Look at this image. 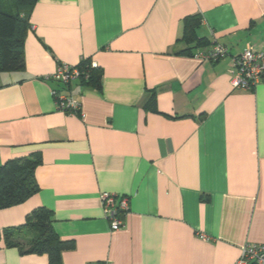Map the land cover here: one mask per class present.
I'll list each match as a JSON object with an SVG mask.
<instances>
[{
	"label": "crops",
	"instance_id": "1",
	"mask_svg": "<svg viewBox=\"0 0 264 264\" xmlns=\"http://www.w3.org/2000/svg\"><path fill=\"white\" fill-rule=\"evenodd\" d=\"M189 15L228 54L180 53ZM26 16L25 67L0 72V160L39 153V189L0 208V264H50L4 240L40 206L74 241L62 264H236L264 243V79L232 84L248 43L264 53V0H36ZM83 58L101 89L52 78ZM105 192L129 197L118 230Z\"/></svg>",
	"mask_w": 264,
	"mask_h": 264
},
{
	"label": "trees",
	"instance_id": "2",
	"mask_svg": "<svg viewBox=\"0 0 264 264\" xmlns=\"http://www.w3.org/2000/svg\"><path fill=\"white\" fill-rule=\"evenodd\" d=\"M11 1L8 3L0 0V72L20 71L25 67L24 41L30 27L26 13L36 0ZM201 21L199 15L184 18L181 41L188 45L195 44L180 53L196 55L198 52H207L215 44L205 49L207 40L199 39L198 36ZM76 66L80 70L79 80L101 89L102 73L99 68H95L90 60L84 58ZM40 163L39 153L12 158L5 162L0 160V208L18 205L38 191L35 172ZM27 232L30 236H23ZM4 240L8 246L18 247L22 254H47L50 264H62L63 251L74 246L73 240L61 238L55 232L53 211L43 206L32 210L22 226L6 229Z\"/></svg>",
	"mask_w": 264,
	"mask_h": 264
},
{
	"label": "built area",
	"instance_id": "3",
	"mask_svg": "<svg viewBox=\"0 0 264 264\" xmlns=\"http://www.w3.org/2000/svg\"><path fill=\"white\" fill-rule=\"evenodd\" d=\"M225 45L215 43L207 52L196 54L200 59L217 60L228 54ZM80 70L77 66L60 63L52 78L63 85L71 84L77 80ZM264 79V53L255 49L248 43L243 52L234 58V68L232 70V84L235 88L252 90ZM58 105L62 110H80V105L73 97L53 91ZM104 208L108 219H110L112 229L118 230L124 226L123 214L128 210L129 197L117 195L110 192L102 194ZM201 238L207 240L209 237L201 234ZM236 264H264V243L250 242L243 249Z\"/></svg>",
	"mask_w": 264,
	"mask_h": 264
},
{
	"label": "rangeland",
	"instance_id": "4",
	"mask_svg": "<svg viewBox=\"0 0 264 264\" xmlns=\"http://www.w3.org/2000/svg\"><path fill=\"white\" fill-rule=\"evenodd\" d=\"M5 2L11 3V0H5ZM11 10L13 9V7L10 8ZM23 236H30V234L27 232L26 234L24 233Z\"/></svg>",
	"mask_w": 264,
	"mask_h": 264
}]
</instances>
